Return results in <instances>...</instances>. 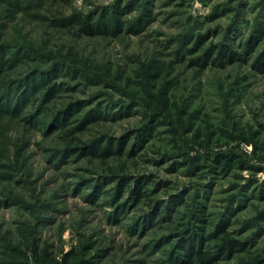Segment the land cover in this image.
Masks as SVG:
<instances>
[{"label": "rangeland", "instance_id": "obj_1", "mask_svg": "<svg viewBox=\"0 0 264 264\" xmlns=\"http://www.w3.org/2000/svg\"><path fill=\"white\" fill-rule=\"evenodd\" d=\"M0 44V91L40 74L0 106V264H192L224 224L209 264H264V0H0Z\"/></svg>", "mask_w": 264, "mask_h": 264}, {"label": "trees", "instance_id": "obj_2", "mask_svg": "<svg viewBox=\"0 0 264 264\" xmlns=\"http://www.w3.org/2000/svg\"><path fill=\"white\" fill-rule=\"evenodd\" d=\"M90 28L91 26H89V29ZM4 52H5V47L3 44H0V73L7 67L9 63H11V61H15L23 58L22 55L16 57L13 55L14 57L13 59H11V61H5L2 58ZM234 58H235V53H233V51L230 50L228 45H224L223 47H221L219 53V60H221L220 63H223V61L225 60L227 62H232ZM263 61L262 63H264ZM29 71L30 72H27L17 78H13L12 81H9L7 84H5L4 86L5 88H3L4 90L0 91V106L5 105L2 103V101L7 99V97L8 100L12 99L11 101L6 102L8 105H10V103L15 98V95L22 93L23 90H25L23 95L27 94L25 92L28 86L31 87L32 85H36L37 83L40 82L37 79V80H33L35 82L32 85L29 84L31 81L29 82L28 80H30L32 77L37 78L38 76H40V74L34 71L33 69L32 71L31 70ZM44 72L45 75L52 74L51 69H48ZM41 83H43V81ZM109 152L113 153V150L108 151V153ZM102 154L106 155L104 154V152L96 155H102ZM138 195L140 197L145 196V193L142 191H138ZM181 202H182V198L178 199V204H180ZM166 209L169 210V208ZM197 229L198 230L195 231L190 226H187L184 230V232H187L186 237L184 238V240H180L177 243L179 245V252H178L179 256L182 259H184V261H187L192 264H209L214 262V257L218 255V253L221 254L220 255L221 257H223L224 255H226V253L239 252L245 250L244 244L242 242L230 238V234L226 232V224H224L223 226L222 225L217 226L215 228V232L210 236H207V239L216 240V244L212 245V247H209L206 250H201L199 249L200 244L198 243V240L202 235V227L200 228L198 227ZM213 250H215V252H213Z\"/></svg>", "mask_w": 264, "mask_h": 264}]
</instances>
